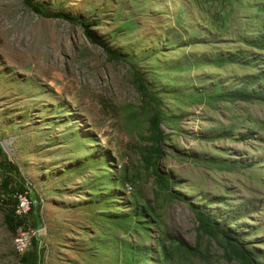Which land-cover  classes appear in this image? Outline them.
I'll return each instance as SVG.
<instances>
[{"label": "rangeland", "instance_id": "1", "mask_svg": "<svg viewBox=\"0 0 264 264\" xmlns=\"http://www.w3.org/2000/svg\"><path fill=\"white\" fill-rule=\"evenodd\" d=\"M239 89H264V0H0V264H264Z\"/></svg>", "mask_w": 264, "mask_h": 264}, {"label": "trees", "instance_id": "2", "mask_svg": "<svg viewBox=\"0 0 264 264\" xmlns=\"http://www.w3.org/2000/svg\"><path fill=\"white\" fill-rule=\"evenodd\" d=\"M263 91H256L255 89L249 91L248 89H239L238 91L234 92V97L242 100V101H264V89H262ZM14 198V197H12ZM14 202L17 205V200H16V195H15V199ZM15 205V207H16ZM199 218L201 221L205 222V223H213V224H218L216 223V218L211 216L210 214H205L203 212H198ZM11 219V218H10ZM14 222V228L16 230H18L20 227H22L23 223L25 221H23L21 218L16 217V212L14 211V218L12 217L11 219ZM223 234L225 236V238L230 239V240H237L232 238L229 234H228V230H224L223 229ZM238 251L242 254V256L244 257V260L246 261L247 264H256L255 260L251 257L253 256L252 252L250 251H245L244 249L238 247ZM24 263V261H23Z\"/></svg>", "mask_w": 264, "mask_h": 264}, {"label": "built area", "instance_id": "3", "mask_svg": "<svg viewBox=\"0 0 264 264\" xmlns=\"http://www.w3.org/2000/svg\"><path fill=\"white\" fill-rule=\"evenodd\" d=\"M16 200H17V206L15 209L16 217L24 219L29 214L31 208L36 204V202L31 200L26 193L16 195ZM16 237L22 238V245H20V248L23 252L26 253L31 243V238H32L31 233L26 231L22 225V227H20L17 230Z\"/></svg>", "mask_w": 264, "mask_h": 264}, {"label": "bare ground", "instance_id": "4", "mask_svg": "<svg viewBox=\"0 0 264 264\" xmlns=\"http://www.w3.org/2000/svg\"><path fill=\"white\" fill-rule=\"evenodd\" d=\"M20 241H21V239H20ZM20 243V242H19Z\"/></svg>", "mask_w": 264, "mask_h": 264}]
</instances>
